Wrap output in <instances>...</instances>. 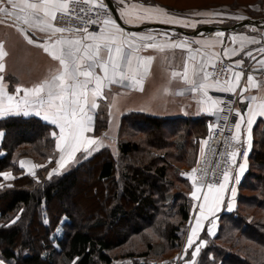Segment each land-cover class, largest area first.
Returning a JSON list of instances; mask_svg holds the SVG:
<instances>
[{"label":"trees","instance_id":"trees-1","mask_svg":"<svg viewBox=\"0 0 264 264\" xmlns=\"http://www.w3.org/2000/svg\"><path fill=\"white\" fill-rule=\"evenodd\" d=\"M208 122L206 116L124 114L116 154L100 149L49 179L46 165L32 176L19 160L32 157L40 165L49 160L53 167L51 127L35 116L1 119L0 172L11 171L14 180L6 183L0 177V258L7 264H172L160 257L181 249L192 208L191 186L181 168L196 164ZM107 126L105 117H97L94 133L102 134ZM247 168L245 179L253 183L247 187L244 180L241 187L253 194L240 195L236 211L220 218L212 240L203 234L210 244L187 260L264 264L263 121L254 127ZM152 235L164 243L159 250L149 240L144 251L111 254Z\"/></svg>","mask_w":264,"mask_h":264},{"label":"snow or ice","instance_id":"snow-or-ice-1","mask_svg":"<svg viewBox=\"0 0 264 264\" xmlns=\"http://www.w3.org/2000/svg\"><path fill=\"white\" fill-rule=\"evenodd\" d=\"M123 3V0H121ZM80 4L89 5L87 12L95 11L96 19L84 20V16L80 13L87 12L84 8H80L79 12L76 8ZM108 11V5L103 0H0V14L5 17L12 18L13 22L18 25V31L22 33L28 44L36 43L29 32H40L46 34V39L37 46L51 58L54 65L49 68L48 75L33 83L30 87L17 86L14 94H9L4 84L5 64L2 62L8 53L4 50L3 43H0V118L9 115L29 116L35 114L42 117L44 121L50 122L59 129V133L53 132L51 135L56 138V149L60 153L57 161L59 168L74 161L77 153L87 159L88 156L103 146L102 141L87 135L93 129V112L97 110L99 105L98 98L102 97L105 86L112 84H120L131 81L133 85H140L142 89L143 76L148 72V64L152 57L141 58L134 55L140 48H159L163 50L164 46L152 43L155 39L151 34L136 36L135 34H126L116 20L111 15H103ZM120 15L128 23L137 21L150 20L154 17L160 18L161 22H172L167 16L166 11L157 9L153 12L151 9L144 8L139 14L133 15L129 7L121 9ZM205 15V13H198ZM59 17L69 16L81 21V26H57ZM99 25L96 31H89L87 25ZM194 26V25H193ZM218 37L224 35L223 32L216 34ZM235 40V37H233ZM139 41V44L136 43ZM196 43H200L197 41ZM211 46V42H207ZM175 47H184V44H176ZM243 50V48H241ZM232 53H236V49H232ZM224 55H229L228 50H224ZM247 55L251 56V52ZM242 64L243 61H236ZM264 64V60L259 61ZM214 68L215 65H212ZM231 80L228 78L224 69H220L221 74L225 75L222 82L218 78L209 80L210 73L205 70L202 65L197 71L193 69V79L188 78V69L185 66L184 80L191 85L193 93H199L202 97L200 103L204 105V110L208 112H217L220 101L209 95L210 89L235 93L240 86L242 72H235L232 69ZM177 75V73H173ZM253 76L247 77L248 85L256 87L253 83ZM248 91L246 85L241 90ZM22 93V95H20ZM19 97V98H18ZM251 101H257L256 96L251 97ZM259 114L264 116V100L257 105V110L253 111L249 107L248 119V147L243 152V163L238 165L239 171L234 177L230 176V172H223V179L219 183H203L204 177L200 178L199 186H197V169H193L190 178L193 180L192 198L201 200L199 205V215L195 217V223L191 226L190 234L187 237L185 253L188 249L193 248L191 253L193 257L197 256L203 248L207 246V241L199 239L200 232L204 227V221L207 220L209 227L207 234L214 236L218 230L216 213L225 205L224 196L226 191H230L231 199L226 204V210H233L232 201L237 196V188L229 189L230 179L239 184L240 177L243 175L247 167L248 149L252 146L251 126L253 118ZM239 115V113H237ZM245 123L244 116H240L239 122L234 124L235 131L231 137L233 141L241 144L242 125ZM4 133L0 132V138ZM206 143V142H205ZM203 148L201 153L203 154ZM240 155V149L228 153L229 159L235 165L237 157ZM21 169H27L28 173L35 176L34 169L43 167L30 161L21 160L19 162ZM53 172L49 173L51 179ZM0 177L4 180L14 179L10 171L0 172ZM0 184V187H3ZM11 187V185H8ZM206 189V190H205ZM212 217V219H209ZM19 219L17 216L12 220L15 223ZM49 223V221H45ZM59 231V229H57ZM199 243L197 244V240ZM214 264V257H209ZM0 264H6V261L0 258ZM188 264H195L189 261Z\"/></svg>","mask_w":264,"mask_h":264},{"label":"crops","instance_id":"crops-1","mask_svg":"<svg viewBox=\"0 0 264 264\" xmlns=\"http://www.w3.org/2000/svg\"><path fill=\"white\" fill-rule=\"evenodd\" d=\"M112 1L116 6L120 21L126 27L133 29L141 28L139 30H127L116 21L126 34H135L136 36L151 34L155 37L152 43L164 47L163 50L159 48H140L139 51L134 53V55L141 58H153L148 64L149 70L147 74L143 76L142 91L140 90V85H133L131 81H126L125 85L120 87H118L117 84L105 86L102 97L97 100L99 107L97 110H94L92 114H97V117H105L108 122V128L101 136L96 135L94 133L95 119V121H93L94 130L87 135L101 140L102 142H107V138H109L107 132L115 133L118 131L122 116L131 112L169 118H196L199 116H206L209 118V134L213 120L218 111L208 112L204 110V105L200 103L202 99L201 95L199 93H193L191 91V85L184 80L185 66H187L188 69V78L191 80L193 79V69L195 68L199 71L202 61L203 67L209 72V67L216 58H224L235 67V72L243 73L240 86L236 89V92L232 94L238 96V103L235 110L236 122H239L241 115L245 118V123L242 125L241 139L248 140L249 132L246 121L248 119L249 107L251 106L253 111H256L257 105L264 100V75L262 74L264 72V64L259 63V61L264 60V26L245 25L233 31H216L209 34L201 33L195 36L185 35L178 31V29L191 33L198 30L201 26H190L182 23L176 16L158 6L147 5L134 0H123V3L121 0ZM126 6L129 7L133 15L139 14L144 8L151 9L153 12L157 9H163L166 11L167 16L171 18L172 22H161L160 18L154 17L150 20L146 19L144 21L128 23L120 15L121 9ZM112 18L115 19L113 16ZM244 20L247 19L235 20L231 24L222 22L207 23L204 26L215 25L230 27ZM261 20H264V18ZM17 29L18 25L13 22L12 18L0 14V43H3L4 50L8 53V56L2 61L5 64V71L2 75L4 76V84L9 94H14L15 87L17 86L30 87L33 83L44 79L49 73V68L54 65V62L43 49L37 46V43H41L46 39L45 33L30 31L29 35L34 38L36 43L28 44L22 33ZM218 32H223L224 35L218 37L216 35ZM233 37H235V40H233ZM197 41L200 43H196ZM207 42H211V46ZM136 43L139 44V41H136ZM176 44H184V47H175L174 45ZM233 48L236 49L235 54L232 53ZM241 48H243V50H241ZM225 49H227L229 53L227 56L224 55ZM248 52H251V56L247 55ZM236 61H243V63L237 64ZM248 66H252L253 71L245 75L244 70ZM173 73H177V75H173ZM249 75L253 76V83L256 87L248 85L247 77ZM9 77H12L11 81L8 80ZM212 79L213 77L210 75L209 80L211 81ZM246 85L248 86V91L243 92L242 98L240 93ZM228 93L229 92L217 91L215 89L209 90V95L220 102ZM20 95H22V93ZM252 96L257 97L255 103L251 101ZM237 113H239V115H237ZM10 116L24 115H9L0 118V120ZM29 116H35V114L33 113ZM38 118L44 121L42 117ZM258 121L264 122V116L257 114L253 118L251 138L254 127ZM44 122L51 127V134L53 132L59 133V129L55 125H52L48 121ZM53 138L58 156L56 166L53 169H56L57 171L55 173H58L70 168L82 154L77 153V157L74 161L65 165L64 168H59L57 161L59 160L60 153L56 149V138ZM1 139L2 138H0V140ZM115 139L116 138L112 136L109 140L111 143H116ZM205 139L200 143V150L204 148ZM21 160L34 163L28 158H22L19 162ZM53 169L51 170L52 172ZM23 170L26 174H29L27 169ZM38 170L39 168L34 169L35 173ZM3 181L8 182L10 180H4L3 178ZM234 207L235 206H233V209ZM225 212L229 211L226 210Z\"/></svg>","mask_w":264,"mask_h":264},{"label":"rangeland","instance_id":"rangeland-1","mask_svg":"<svg viewBox=\"0 0 264 264\" xmlns=\"http://www.w3.org/2000/svg\"><path fill=\"white\" fill-rule=\"evenodd\" d=\"M134 1L141 2V3L147 4V5H153V6H158V7L164 8L168 13L176 16L178 18V20H180L182 23L188 24L190 26L198 25L199 27L200 26L202 27L207 23H219V22H222L225 24H231L235 20L262 19V18H264V0H134ZM144 1H146V2H144ZM198 13H205V15H198ZM219 59H223V58H216L214 60V62L211 64V66L209 67V71L211 70L212 65L215 62H217V60H219ZM234 71H236L235 68H234ZM9 78H12V77H9ZM9 78H8V80H10ZM117 85H118V87L121 86L120 84H117ZM123 85H125V82H123ZM127 86H128V84H127ZM94 123H96V122H94ZM212 125H213V123H212ZM112 133L113 132H107V136L109 138H107V142H102L103 146L101 148H99L98 150L109 148V150L112 154L117 153L118 131H116L113 134ZM101 135L102 134H100L99 136H101ZM112 136H114L116 138L115 139L116 143L110 142L109 139ZM251 149H252V146H251ZM98 150H96V151H98ZM250 152H251V150H250ZM89 157L90 156H88L87 158H89ZM24 158L31 159L35 164L40 165L34 159H32V157H24ZM55 158H56L55 159V161H56L58 158L57 153L55 154ZM84 160H86V159L82 155H80L78 157L77 161L73 165H77L78 163L83 162ZM196 164H197V162H196ZM196 164L192 168H185V167L181 168L182 175L184 176V178L189 180V184L191 186V191L189 192L190 198H192L191 194L194 191L193 180L190 178V176H191L192 170L194 168H196ZM41 165H43L44 167L46 165V169H45L46 170V176H48L49 173L52 172L51 170L56 166V162L53 165V167L50 166L49 160H47L46 162H43ZM44 167H39V170L43 169ZM247 170H248V168L246 167L243 175L240 177L239 184H236L234 180H232L230 182L229 189L231 187L237 188V196H236L235 200L232 201L233 206H235V207L231 212H225L226 211V204L231 199L230 191H226L225 196H224L225 205L222 206L221 210L216 213V217L218 218L217 219V225H219V220L221 217L224 216L225 213L234 214V212L236 211V208L238 207V198L240 195L245 196V197H249L253 194L251 191L245 190L244 187L243 188L241 187L242 182L244 180H245V182H247V187L252 182L249 178L245 179ZM12 175H13V173H12ZM13 180L14 179H12L6 183H9ZM83 181H85V180H83ZM85 183H87V182H85ZM0 184H3V183H0ZM197 186H199L198 181H197ZM81 198L86 200V201L89 200V197H87L86 195H82ZM200 203H202V199L201 200H194L192 198V208L190 211V220L187 222L186 227H185L186 233L184 236V241H183L182 247L179 250L169 251L166 255L161 256L160 260H162L163 262H166V263L171 262L172 264H188V262L191 261V259H194L196 257V256L193 257L191 255V253L194 251L195 245L193 246V248L188 249L187 253H185L184 249H185V246L187 243V237L191 231V226L194 225V223H195V217H197L199 215ZM209 219H212V217H209ZM203 223H204V227L202 228V230L200 232L199 239H203L204 238L203 234H206L208 236V239L212 240V237H214L216 234L214 236L208 235L207 234V228L210 225H209L207 220H205ZM57 232L61 233V229H59V231H57ZM216 233H217V231H216ZM199 239L196 242L197 244L199 243ZM208 239L206 240L207 246L210 244ZM149 240L156 244L155 246H156L157 250L160 249L159 245L164 244L162 239H160L159 236H156V235H152L147 240H145L142 237H137V238L133 239L132 242H129L125 248L115 250L111 254H112V256L120 257V256H123V254H125V252H128V251H135V252L144 251L146 244ZM203 240H205V239H203ZM241 243L244 246L246 244V241L244 239H242ZM188 256H192L191 259L187 260Z\"/></svg>","mask_w":264,"mask_h":264},{"label":"built area","instance_id":"built-area-1","mask_svg":"<svg viewBox=\"0 0 264 264\" xmlns=\"http://www.w3.org/2000/svg\"><path fill=\"white\" fill-rule=\"evenodd\" d=\"M89 5L80 4L76 11L79 12L80 8H84L87 12ZM81 16H84V20L88 19H96L95 11L80 13ZM103 15H111L112 11L108 6V11L106 13H102ZM57 26L68 27V26H81V21L75 18H70L69 16L59 17L57 20ZM89 31H96L99 25L93 26L91 24L87 25ZM213 65L215 67H211L209 71L213 78H218L220 81L225 80V75L221 74L220 69H224L227 73L228 78L231 80L232 74L229 69L234 70V66L226 59H219ZM253 71L252 66H248L244 70V74L248 75ZM264 75V72L262 73ZM238 103V96L235 94H226L221 101L220 111L217 112L213 125L210 129L209 135L206 139L205 146L203 148V154L201 153L198 157L196 168V177L197 181L200 183V178L204 177L203 183H219L223 179V172L225 170L230 172V176L234 177L236 173L239 171L238 165L243 163V152L248 147L247 140H242L243 147L241 144H238L236 141L231 139L235 128L234 124L236 123V106ZM94 120L96 119V114L93 115ZM240 149V155L237 157L236 164L234 165L229 159L228 153ZM250 149H248V156L250 154ZM233 179H230V182ZM230 184V183H229Z\"/></svg>","mask_w":264,"mask_h":264},{"label":"water","instance_id":"water-1","mask_svg":"<svg viewBox=\"0 0 264 264\" xmlns=\"http://www.w3.org/2000/svg\"><path fill=\"white\" fill-rule=\"evenodd\" d=\"M104 3L110 7L113 17L115 18V20L123 28H125L127 30H139V29H141V28L133 29V28L126 27L120 21L118 13H117V10H116V6H115V4H114V2L112 0H104ZM245 25L264 26V20H261V19H247V20H244V21H241V22H237V23H235L234 25H232L230 27L206 25V26L200 27L198 30H196L195 32H191V33L190 32H186L184 30H180V29H178V31H180L181 33H183L185 35H193V36H195V35H198V34H201V33L209 34V33L216 32V31H233V30H235V29H237L239 27L245 26ZM160 27H164V26H160Z\"/></svg>","mask_w":264,"mask_h":264}]
</instances>
